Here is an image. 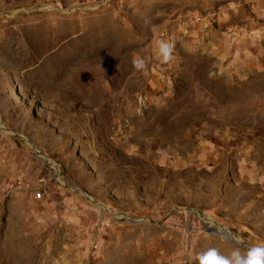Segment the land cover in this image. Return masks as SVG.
Returning <instances> with one entry per match:
<instances>
[{
    "label": "rangeland",
    "instance_id": "1",
    "mask_svg": "<svg viewBox=\"0 0 264 264\" xmlns=\"http://www.w3.org/2000/svg\"><path fill=\"white\" fill-rule=\"evenodd\" d=\"M14 233L36 237L14 264L264 247V0H0V237Z\"/></svg>",
    "mask_w": 264,
    "mask_h": 264
},
{
    "label": "clouds",
    "instance_id": "2",
    "mask_svg": "<svg viewBox=\"0 0 264 264\" xmlns=\"http://www.w3.org/2000/svg\"><path fill=\"white\" fill-rule=\"evenodd\" d=\"M159 53L163 58L164 62H168L172 58V52L174 44L160 41L159 42ZM134 67L137 69L143 67V61L134 60ZM143 103V101H141ZM137 115H143L141 109L137 110ZM199 264H264V247L256 246L250 248L246 255H242L239 248L234 249L230 256H221L216 249H209L207 252L201 254L198 257Z\"/></svg>",
    "mask_w": 264,
    "mask_h": 264
},
{
    "label": "bare ground",
    "instance_id": "3",
    "mask_svg": "<svg viewBox=\"0 0 264 264\" xmlns=\"http://www.w3.org/2000/svg\"><path fill=\"white\" fill-rule=\"evenodd\" d=\"M67 60L69 61L70 64H68L69 67H73L76 64V61H86L87 57H67ZM81 67L86 68L85 64H82ZM66 68L65 70H62V72L59 73V75L63 76V74L67 71ZM72 77V75H71ZM70 80V79H69ZM69 82V81H68ZM11 238L9 239V237ZM36 239V237L29 236V234H12V235H7L6 237H0V253H4L3 255H6V263L5 264H14L15 260L17 262L23 263L25 259H29L30 261L32 260V256H26L27 250L28 249V241H33Z\"/></svg>",
    "mask_w": 264,
    "mask_h": 264
},
{
    "label": "built area",
    "instance_id": "4",
    "mask_svg": "<svg viewBox=\"0 0 264 264\" xmlns=\"http://www.w3.org/2000/svg\"><path fill=\"white\" fill-rule=\"evenodd\" d=\"M44 196V192H38L36 193V199H40Z\"/></svg>",
    "mask_w": 264,
    "mask_h": 264
}]
</instances>
